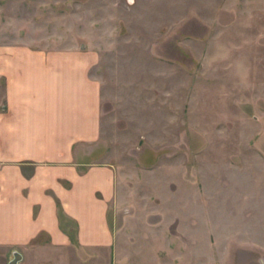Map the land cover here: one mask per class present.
Instances as JSON below:
<instances>
[{"label": "rangeland", "instance_id": "374dc122", "mask_svg": "<svg viewBox=\"0 0 264 264\" xmlns=\"http://www.w3.org/2000/svg\"><path fill=\"white\" fill-rule=\"evenodd\" d=\"M8 40L97 55L110 264H264V0H0Z\"/></svg>", "mask_w": 264, "mask_h": 264}, {"label": "crops", "instance_id": "0c3cea01", "mask_svg": "<svg viewBox=\"0 0 264 264\" xmlns=\"http://www.w3.org/2000/svg\"><path fill=\"white\" fill-rule=\"evenodd\" d=\"M96 59L82 47L0 43V255L17 251L18 264L115 259L117 174L96 155Z\"/></svg>", "mask_w": 264, "mask_h": 264}, {"label": "water", "instance_id": "95a60500", "mask_svg": "<svg viewBox=\"0 0 264 264\" xmlns=\"http://www.w3.org/2000/svg\"><path fill=\"white\" fill-rule=\"evenodd\" d=\"M20 259H21L20 253L17 252V251H14L13 254H12V258L8 261L7 264H18Z\"/></svg>", "mask_w": 264, "mask_h": 264}]
</instances>
